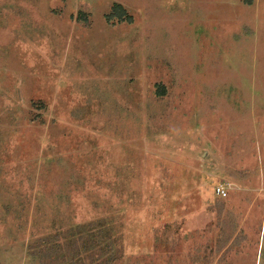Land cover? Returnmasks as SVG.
Wrapping results in <instances>:
<instances>
[{
	"label": "rangeland",
	"instance_id": "374dc122",
	"mask_svg": "<svg viewBox=\"0 0 264 264\" xmlns=\"http://www.w3.org/2000/svg\"><path fill=\"white\" fill-rule=\"evenodd\" d=\"M0 264H264V0H0Z\"/></svg>",
	"mask_w": 264,
	"mask_h": 264
},
{
	"label": "trees",
	"instance_id": "16d2710c",
	"mask_svg": "<svg viewBox=\"0 0 264 264\" xmlns=\"http://www.w3.org/2000/svg\"><path fill=\"white\" fill-rule=\"evenodd\" d=\"M113 16H117V18L119 19L127 17L126 10L120 3L114 2L111 7V11L107 14L108 18H111ZM128 17L130 18L129 15Z\"/></svg>",
	"mask_w": 264,
	"mask_h": 264
},
{
	"label": "built area",
	"instance_id": "2783aa9c",
	"mask_svg": "<svg viewBox=\"0 0 264 264\" xmlns=\"http://www.w3.org/2000/svg\"><path fill=\"white\" fill-rule=\"evenodd\" d=\"M215 190H216L217 193H219L221 195H225L226 194V190L221 185H217Z\"/></svg>",
	"mask_w": 264,
	"mask_h": 264
}]
</instances>
